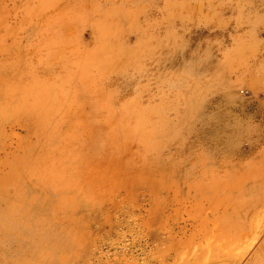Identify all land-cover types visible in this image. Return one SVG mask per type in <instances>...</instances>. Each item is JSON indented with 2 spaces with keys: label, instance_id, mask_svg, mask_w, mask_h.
<instances>
[{
  "label": "rangeland",
  "instance_id": "obj_1",
  "mask_svg": "<svg viewBox=\"0 0 264 264\" xmlns=\"http://www.w3.org/2000/svg\"><path fill=\"white\" fill-rule=\"evenodd\" d=\"M103 25L111 29L106 41L99 35ZM18 47L26 51L20 61ZM102 49L94 59L93 52ZM211 67L221 70L219 77ZM110 70L111 78L100 79L102 92L96 91V82L84 92H70L73 104L52 125L55 129L71 121L63 138L45 142L40 127L24 115L0 117V186L7 184L0 189V213L8 212L0 227L12 229L1 233L0 228V264H40L46 250L51 260L45 264H212L215 249L228 237L214 218L225 204L220 197L208 200L212 189L201 188L210 177L244 182L252 177L264 186V0H0V79L12 85L8 92L0 89L6 108H14L12 97L33 85L34 76L44 78L48 97L60 106L62 77L73 74L80 81L82 75L91 78ZM216 84L217 89L204 92ZM191 102L198 109L193 117L187 112ZM161 117L172 124L185 118L187 130L166 139ZM137 120L141 126L132 143L128 131ZM152 127L163 140L158 149L144 138ZM40 138L41 161L21 165L20 175L3 182L24 148ZM50 142L54 148L48 150ZM144 161L164 171L151 178L141 167ZM43 172L64 185L59 195L72 199L79 192L88 205L78 213L54 204L43 209L48 194L57 193L54 184L46 192L40 189ZM164 176L172 178L162 185ZM25 178L32 187L21 191L22 204L17 190ZM96 183L99 188L105 184L95 190ZM230 186L222 192L230 193ZM260 194L243 202V209L252 211L249 228L234 243L226 264H264ZM11 202L30 220L42 215L55 223H44L43 234L36 235L21 225L16 209H6ZM71 226L78 227L68 233Z\"/></svg>",
  "mask_w": 264,
  "mask_h": 264
},
{
  "label": "bare ground",
  "instance_id": "obj_2",
  "mask_svg": "<svg viewBox=\"0 0 264 264\" xmlns=\"http://www.w3.org/2000/svg\"><path fill=\"white\" fill-rule=\"evenodd\" d=\"M43 3V2H42ZM120 4H123V3H120ZM99 5V4H98ZM120 10V8H119ZM68 11V10H67ZM77 15V14H76ZM123 16H121L122 18ZM102 29V30H101ZM101 30V31H100ZM111 30V29H110ZM110 30H109V27L106 26V25H103L100 29H99V35L102 34V36L104 37V40L106 41L108 38V35L110 34ZM137 30V29H136ZM134 31V30H132ZM136 32V31H135ZM107 37V38H106ZM100 38V36H99ZM138 38V37H136ZM150 39V38H149ZM104 41V42H105ZM149 41V40H147ZM145 41V43L147 42ZM119 42V41H118ZM122 42V41H121ZM135 42V41H134ZM134 42H133V45H134ZM138 44H139V41H137ZM120 43V42H119ZM142 43V42H141ZM136 45V44H135ZM105 46V45H104ZM103 46V47H104ZM139 46V45H138ZM146 48V46H145ZM137 49V48H136ZM140 49V47H139ZM16 59L18 61H20V59L23 57V54H25L26 51H23L20 47H18L16 49ZM104 49L100 50V53L97 55V52H93V58L96 59L97 57L99 58L100 55H101V52L103 51ZM138 50V49H137ZM117 52H115L114 54H116ZM143 53V52H142ZM136 54V53H135ZM128 56V57H127ZM136 56H139V53L136 54ZM125 58L127 59H131V58H138V57H135V55L133 56V54L131 55H128L126 54L125 55ZM14 58V61L17 62ZM106 59V57H105ZM40 62V60H39ZM133 61H131L130 63H132ZM18 63V62H17ZM134 64V63H133ZM130 65V64H129ZM136 65V63L134 64ZM138 65V64H137ZM136 65V66H137ZM27 66V65H26ZM63 66V65H62ZM131 66V65H130ZM134 66V67H136ZM140 66V64H139ZM91 67V66H90ZM129 67V66H128ZM119 68V67H118ZM141 68V67H140ZM47 69V68H46ZM132 70V69H131ZM135 70V69H134ZM47 71V70H46ZM114 71V69H113ZM122 71V68L120 70H116V73H120ZM112 70H110L109 72H107V74L105 75H101V74H98L96 73V76H92L91 78H88V76H83L82 75V79L80 78V81L72 74V75H69V76H66V77H62L60 79L59 82L62 83V85H64L61 90H62V95H63V98H62V104L59 106L57 105V102L54 100V98H49L48 97V93L45 91L44 89V78H41V75H37V76H34L33 79H34V83L33 85L30 84L29 87H27L20 95L19 97H12V102L14 103L15 102V106H13L14 108H11V109H8L6 108V106H3L2 105V102L4 99V97L2 96V94H0V117L2 116H6L7 114H10V112H14V114H20V115H24L27 119H29L30 121H34L39 127L40 129L43 131L44 134L40 133L43 135V138L45 139V142L46 141H52V138L53 140L54 139H60V138H63L64 135L66 134V132H68L70 129H72V125H71V121H68V120H64L63 122L65 123L64 126H61V127H57L55 126V129L52 128V125H55L58 121H61V113L64 109H66L68 107V105L70 104H73V101L72 100H69L70 97H68L70 95V92L74 89H79L81 92H84L86 86L88 87L89 84H92V83H95L97 84L98 86L100 85L99 89H98V86H97V89L96 91L97 92H102L105 85L103 84H100V79L103 78V76H105V78H111L109 77ZM133 72V71H132ZM210 72H213L214 75H218L217 77H219V75L221 74V70L220 72L218 70H215L211 67V70ZM219 72V73H218ZM137 73V71H136ZM82 74V73H81ZM130 74H132L130 72ZM95 78V79H93ZM218 79V78H217ZM113 81V80H112ZM219 82V81H218ZM66 83V84H65ZM176 84V83H174ZM67 85V86H65ZM177 85V84H176ZM35 87H38V91H37V94L36 95H32L30 92L32 89H34ZM12 88V85L9 81L5 80V79H0V89H4L5 92H8L10 91ZM218 88V85L216 84V86L214 87H211V86H207L206 88L204 87L203 90L204 92L206 91L207 93L209 91H213L215 89ZM87 89V88H86ZM191 90L189 91H186V94H189V92H191ZM106 92V91H105ZM196 99L199 98V95H196L195 96ZM8 99V97H7ZM184 101V100H183ZM79 104H82L81 102H79ZM54 105H57V106H54ZM88 105V104H87ZM86 105V106H87ZM92 107H94L93 105H97L96 101H94L92 104ZM90 105V106H91ZM125 105V103H120L119 106H123ZM85 106V107H86ZM181 106L185 109V104L184 102L181 103ZM197 106L191 102L190 106H189V110H187V112L190 113V116L193 117L194 116V112H198V109L196 108ZM119 108H123V107H119ZM133 108V106H132ZM124 109V108H123ZM196 109V110H195ZM153 110H155V113H156V108L155 109H151L152 112H154ZM159 112V111H158ZM67 114V113H66ZM82 114V113H81ZM84 114V113H83ZM138 114V113H137ZM154 114V113H152ZM79 115V113H78ZM85 116L84 118H86V115H83ZM162 116V115H161ZM161 118H164L163 120V124H164V128H165V131H161V133H166V139H170V137H168V135H172V134H176L180 131H186L187 128L185 127V124L187 121H185L186 119L183 118L182 119V122H178L177 124H172L170 122V120L168 121L167 118L165 117H161ZM26 119V120H27ZM81 119H83V117H81ZM88 119V118H87ZM86 120V119H85ZM191 120V118H190ZM82 121L84 120H81V124H82ZM12 122V121H11ZM91 122V120H90ZM152 121H149L148 123H150ZM7 123V122H6ZM22 123V122H21ZM29 123V122H28ZM86 123V122H84ZM83 123V124H84ZM93 123V122H92ZM147 123V122H146ZM145 119H143V125L145 127ZM5 124V123H4ZM87 124H88V121H87ZM95 124V123H94ZM29 125V124H28ZM90 125V123L88 124ZM24 126V125H23ZM86 126V125H85ZM141 125L138 123V120L134 126V129H129L128 131V137L130 138V141L133 143V142H136V138L137 137H134V136H137L138 134V130H139V127ZM91 128V127H90ZM32 129V127H31ZM86 129V127L84 128ZM97 129V128H96ZM90 130V129H89ZM37 131V130H36ZM145 131H147V133L144 134V138L147 142H149L151 144V146L153 148H160L163 144V140L161 138L160 135L157 134V131L154 127H152L150 130L148 129H145ZM31 133V131H29ZM90 133V132H89ZM96 134H98L97 132H95ZM7 134V133H6ZM9 136H10V133H9ZM22 136V135H20ZM24 136V135H23ZM93 136V134H92ZM20 138V137H19ZM33 138V137H32ZM39 138V137H38ZM94 138V136L92 137ZM91 138V139H92ZM33 140V139H31ZM104 141L105 139H103V137H101V141ZM112 140V139H111ZM27 141V140H26ZM87 141V139H86ZM96 141V139H95ZM94 141V142H95ZM102 141V143H103ZM92 142V141H90ZM92 142V143H94ZM30 143V142H29ZM43 139L40 138V139H37L35 142L33 143H30L31 145H29L28 147H25L23 152L21 153V155L18 157V159L16 160V162L14 161L13 165H12V168L10 169V171L8 173H6L3 177V182L4 181H8L11 177H16L17 175H20L23 171V168L21 165H24V166H27L28 164L32 163V164H35L39 161H41V159L44 157L43 155V150L42 149V146L43 145ZM88 143V142H87ZM91 143V145H92ZM20 144V142H19ZM18 144V146L20 147V145ZM79 144V143H78ZM86 144V143H85ZM84 144V145H85ZM120 144V142H119ZM13 145V144H12ZM23 145V144H22ZM91 145L88 146L90 148ZM97 145V144H96ZM98 147H99V144H98ZM96 146V149L98 148ZM46 148V147H45ZM54 147H52V143L50 142V144L48 145L47 149L50 150ZM84 148V147H83ZM82 148V150H83ZM94 148V147H93ZM103 149V148H102ZM6 150V149H5ZM89 150V149H88ZM46 151V149H45ZM95 151V149H94ZM98 151V150H97ZM95 151V152H97ZM107 151V150H106ZM86 153L89 152V151H85ZM84 152V153H85ZM91 152V151H90ZM97 154L99 155H104V152L103 151H98ZM83 155V153L81 154V156ZM85 155V154H84ZM84 157V156H83ZM86 157V155H85ZM105 157H107L105 155ZM79 158V157H78ZM95 158V157H94ZM97 158V157H96ZM100 158V157H99ZM98 158V159H99ZM80 159V158H79ZM87 159V158H86ZM83 160V158H82ZM93 160V159H92ZM109 160V159H108ZM78 162V161H77ZM85 162V160H84ZM83 162V163H84ZM101 162V161H99ZM107 162V161H106ZM83 163L81 165H83ZM104 163V162H103ZM103 163L101 162L100 164H102V166L105 167V165H103ZM110 163V162H108ZM80 164V163H79ZM99 164V163H98ZM106 164V163H105ZM86 165V164H85ZM69 166V165H68ZM80 166V165H79ZM110 166V165H109ZM114 166V165H113ZM118 166V165H117ZM82 167V166H81ZM87 167V165H86ZM91 167V165H90ZM97 167V165L95 166ZM107 167V165H106ZM145 169L146 173L151 177V178H155V177H159L158 175L160 173H162L164 171V166H160V167H156L154 165L150 166V164L146 161L143 162V166H141ZM78 168V166H77ZM85 168V167H84ZM99 170L100 171L101 169H103L102 167H100L99 165ZM111 167H109L110 169ZM114 168V167H113ZM77 170V169H76ZM78 170H80L78 168ZM82 170V169H81ZM90 170V169H89ZM116 171V168L114 169ZM112 169V171H114ZM118 170V169H117ZM92 171V170H91ZM91 171H90V174H91ZM97 171V170H96ZM109 171V170H107ZM111 171V172H112ZM124 171V170H123ZM78 172V171H77ZM81 172V171H80ZM95 172V171H93ZM50 173V172H49ZM86 173L89 174V172L86 171ZM109 173V172H108ZM94 174V173H93ZM102 174V173H101ZM114 174V173H113ZM83 175V173H82ZM86 175V174H85ZM97 175V174H96ZM100 175V174H99ZM103 175H106V173L104 172ZM59 176V175H58ZM80 176V175H79ZM91 176V175H90ZM77 177V176H75ZM82 177V176H80ZM84 177V175H83ZM89 177V175H88ZM92 177V176H91ZM99 177V176H98ZM39 181L38 184L40 183V189L44 190L45 192L48 191V189L50 188V184H54L56 185V192L55 193L56 195L52 196L50 194H48V202L46 204H42V207L43 209H46L48 206H51L52 204L54 205H60V206H64V208L68 211H70L71 213H78L81 209V207L83 206H87L88 204L86 203V199H83L82 196L80 195V193L78 192L77 195H73L74 197L72 199L70 198H67V197H64V195H59V193L61 192L62 190V187L64 185L60 184L59 181H57V178H55V176L51 175V174H48L47 172H43L41 174V177H39ZM95 178V177H93ZM104 177L102 176V179ZM170 178L172 177H169V176H164L162 177L161 179V184L163 185L164 183L167 184V181L170 180ZM214 177H210V180H207L205 183V186L203 188H201L203 190V192H208L206 189H212L211 193L209 192V198L208 200L212 201V202H216L217 200V197H220V199L222 200L220 203H223L225 204L224 208L222 210H220L218 213H217V216H215V220L217 221L216 222V225L218 226V229H220L223 233L227 234L228 237L224 238L225 242H222L219 244V247L217 248V250L215 249V254H214V261L212 262V264H226V261L225 259L227 257H229L230 255L233 254L236 246H233L234 243L239 239L240 235H244L246 232H247V229L249 228V222H250V217H251V210H246V209H243V202L246 204L248 202V200H255V199H258L259 196L261 195L260 193H263L264 192V186L261 185V183H259V180L257 178H246L247 182H244V181H241L240 179H213ZM86 178H84L85 180ZM112 178L110 177V180ZM212 179V180H211ZM252 179V180H251ZM79 180V179H78ZM81 180V179H80ZM79 180V181H80ZM113 180V179H112ZM229 180H232L233 185L230 186ZM57 181V182H56ZM91 181V180H90ZM94 180H92L93 182ZM29 180L27 178H25L19 185L18 187H21V189L17 190L18 192V195H19V198H20V202H22V204L24 203V200H25V197L23 195V193H21V191H26L27 192V189L28 187H32V186H29ZM53 182V183H52ZM88 182V181H87ZM97 182V180H96ZM109 181H107V183L105 184V187H108L106 186L108 184ZM115 182V181H114ZM78 183V182H77ZM90 184V183H89ZM93 184H95L93 182ZM97 184H101V183H96V186L94 187L95 190L97 189L96 187H98V189L100 190L101 186L100 185V188H99V185ZM103 184V183H102ZM103 184V186H104ZM115 184V183H114ZM86 185V184H85ZM85 185L83 187H85ZM116 185V184H115ZM88 186V185H87ZM91 186V185H90ZM102 186V188H103ZM231 187V189L229 188L228 190H230V193H225L222 192V190H225V188L227 187ZM112 187H113V183H112ZM7 188V184L6 183H3L1 186H0V189L3 190V189H6ZM92 188V191L94 190L93 187ZM91 188H90V191H91ZM111 188V187H110ZM89 190V187L87 188ZM107 189V188H106ZM109 189V188H108ZM113 189V188H111ZM85 191V190H84ZM87 191V190H86ZM4 192V191H3ZM77 191H75L76 193ZM101 192V191H100ZM105 193V191H104ZM108 193V192H107ZM83 194H86V193H83ZM260 194V195H259ZM104 196L106 194H103ZM244 197H246L247 199H244ZM28 200V198H27ZM34 202V201H33ZM35 203V202H34ZM36 204V203H35ZM93 204V203H92ZM46 206V207H45ZM56 207V206H55ZM16 209V213L18 215V219L21 223V225H23L26 229H29V230H33L35 231V234L36 235H39L40 233L43 234L42 230H43V226L45 224H54L55 222L53 220H50L42 215H39V216H35L33 218L28 219V217L26 216L27 215V211H25L23 208H19V206L17 205L15 207V204L14 202H11V203H8L7 204V207L6 209L11 212L12 210ZM87 209V208H86ZM42 210V209H41ZM92 210V209H91ZM56 211V209H55ZM58 212V211H57ZM6 215L8 214V212H5ZM5 213H0V223H2V219L3 218L2 216L5 214ZM32 216V215H31ZM62 216V215H61ZM73 216V215H72ZM64 217V216H63ZM62 217V218H63ZM60 218V217H58ZM61 219V218H60ZM59 219V220H60ZM66 222V221H65ZM65 222H62V223H65ZM73 222V221H71ZM45 223V224H44ZM69 224V223H68ZM63 225V224H62ZM204 225V224H203ZM1 226V225H0ZM12 227L16 228L18 227L19 225L18 224H11ZM69 226V225H68ZM73 226V225H72ZM72 226L69 230L68 233H70V230H73L75 227H78V226H75L73 229H72ZM91 226V225H90ZM215 226V224H214ZM22 227V226H21ZM59 227V226H58ZM67 227V226H66ZM81 227V226H80ZM92 227V226H91ZM213 227V225H212ZM2 228V227H0ZM3 230L1 231V233L3 231H12L11 228H2ZM67 229V228H66ZM67 230V231H68ZM215 231V229H213ZM62 231V229H61ZM74 231V230H73ZM72 231V233H73ZM91 231V230H90ZM77 232V231H76ZM74 232V233H76ZM220 232V231H219ZM28 233V232H27ZM78 233V232H77ZM210 233L212 234H215L213 233V231L211 230ZM84 234L83 232L80 234V236ZM87 233H85L86 235ZM155 234V232H154ZM211 234V236H212ZM78 235V234H77ZM76 234L74 235L75 237L77 236ZM150 236H153L150 232ZM210 236V234H209ZM79 238V237H78ZM152 238V237H151ZM21 239V237L19 238ZM81 239V237L79 238ZM223 240V239H222ZM71 241V240H70ZM81 242V240H80ZM221 242V241H220ZM49 251L46 250V252L41 255V259H40V264H45V262L47 260H51L50 259V256H49ZM190 258V257H189ZM26 264H32V262H29L27 263V261L25 262ZM205 263V261H204ZM208 264V263H207Z\"/></svg>",
  "mask_w": 264,
  "mask_h": 264
}]
</instances>
